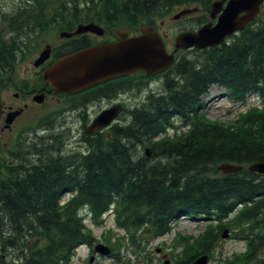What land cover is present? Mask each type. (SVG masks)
<instances>
[{
    "label": "trees",
    "instance_id": "trees-1",
    "mask_svg": "<svg viewBox=\"0 0 264 264\" xmlns=\"http://www.w3.org/2000/svg\"><path fill=\"white\" fill-rule=\"evenodd\" d=\"M36 1L39 14L50 15V0ZM79 1L74 5L85 3L87 15L106 14L108 24L206 0ZM7 21L27 37L20 31L30 22L23 11ZM8 69L1 59L0 82ZM176 71L179 77L167 94L131 110L128 122L113 126L110 137L104 133L93 140L95 151L81 159V170L68 173V160L51 136L48 146L42 139L35 143L39 154L28 155L15 175L0 183V249L6 254L15 249L10 264H69L78 244L94 242L79 209L89 205L98 225L113 204L119 226L151 238L169 232L182 213L218 222L228 218L232 225L246 226L250 253L242 263L264 264V175L248 168L228 174L216 169L225 161H264V110L252 109L230 123L209 121L202 112L203 96L213 85L230 99L245 101L253 94L264 103V20L228 43L181 60ZM178 119L189 127L185 135L162 139ZM143 145L150 146L152 157L140 154ZM66 191L77 195L61 207ZM20 246L26 247L17 250Z\"/></svg>",
    "mask_w": 264,
    "mask_h": 264
},
{
    "label": "rangeland",
    "instance_id": "rangeland-1",
    "mask_svg": "<svg viewBox=\"0 0 264 264\" xmlns=\"http://www.w3.org/2000/svg\"><path fill=\"white\" fill-rule=\"evenodd\" d=\"M60 2L65 3L68 2V0L48 1L46 7H50V11L48 12L50 15L57 12L58 8H60ZM193 5L194 4H190L189 6ZM178 9L179 8L175 7L169 14H166L165 17L156 15L152 17L155 20V25L157 26L158 30L164 34H168V44L170 48H173L177 30L187 23L191 25L196 19L202 17L204 14V12L192 13L183 18L182 22H178L172 19V15L178 12ZM19 11H23L24 16L30 19L29 26L23 27V29L20 31L24 30L28 38H31L34 45L27 44L28 48L25 49L26 52L24 53L25 56L23 59L21 61H14L9 64V70L6 75L8 79H5L4 85L7 87L6 89L10 98L14 101H17V99L13 96V94L19 89L14 87V84L17 82L20 84V87H24L26 84H28V82L32 81V72L33 69L36 68L34 61L38 57L39 52L46 48V45L57 42L59 33L62 29V25L59 27L48 25L50 21H46L43 25L45 26L43 27L45 30L33 25V21L37 19L36 16H38L39 11V4L36 0H0V53L2 56L7 58L8 63H10V60L8 59V53L13 49L12 39L18 35V31L14 32L11 30L9 23L7 22V16H14ZM96 15L98 17H103V19L99 21L108 27L109 33L113 34L112 37L117 36V30L119 29L130 30V33L134 34L139 29H141L142 26L147 24V22H145L146 19H150L134 15L132 17L133 21L123 17L120 18L119 21L109 20L107 24L106 14L100 12L96 13ZM162 21L163 24H161ZM29 42L30 41H28V43ZM18 47L21 46L17 45L15 48ZM142 80L143 78L141 76H135L133 79V81L136 83L142 82ZM164 84L165 80H161V76L150 81V85L156 87L157 89H161ZM128 92L129 94L126 95ZM139 93V89L134 88L133 90L126 91L120 97L125 99L127 107L129 108V106H135L143 102L145 97ZM248 98H250L248 106L254 104L260 106L262 104V102H260L256 96L250 95ZM248 98L246 100H248ZM203 102L204 106L202 111L205 112V117L211 121H233L239 117V112H245L246 108L248 107L245 106L244 103L237 102L236 105V103L230 101L227 97H224V94L221 93V90L216 87L213 88V90L203 98ZM19 103H21V100ZM73 103L74 100L70 102L64 98H49L46 105L40 106V104H35V106H32L30 109H28L25 112V118L30 120L32 130L35 131L40 129L41 122L44 120L40 117L47 115H51L48 118H54L56 116L62 117L64 116L65 112L73 107ZM76 116L81 120L78 114ZM180 120H177L178 123ZM61 123L63 122H60L59 120L53 122V125H55L54 131L58 134L62 133L63 130H69V128L70 132L73 129L75 130L79 128V125L68 124L69 128L63 129L67 127V124L60 126ZM178 129H171L169 131V135H175L179 132H184L186 128L184 127ZM143 151L144 149H142V152ZM207 224L208 223L203 219L181 217L173 232L162 237L161 239L153 242L150 241V243L145 244L139 243V241L132 238L129 233L125 234L124 230L115 227L112 215L109 214L105 218L104 226L93 227L92 231L95 236L94 244L92 246L82 245L78 247L72 264H111L112 257L109 255L103 256L105 254L100 255L101 253H93V261L90 259V253L93 251V247L103 242V244L108 247L112 246L113 257L117 255L118 257L122 258L123 261L128 262L129 264H138L142 262H148L149 264H177L181 260L186 259L188 256V253H186V255L181 253V246L184 244L191 245V243H193L203 233V230L206 228ZM108 228H111V230H108ZM245 250V241L233 237L229 232L227 236H224L218 240L216 248L211 255L213 256V259L208 258V262L206 264H216V260H218L217 258L220 260L225 256L236 257Z\"/></svg>",
    "mask_w": 264,
    "mask_h": 264
},
{
    "label": "water",
    "instance_id": "water-1",
    "mask_svg": "<svg viewBox=\"0 0 264 264\" xmlns=\"http://www.w3.org/2000/svg\"><path fill=\"white\" fill-rule=\"evenodd\" d=\"M262 1L230 0L216 26L207 25L196 34L184 33L178 37V45L203 47L222 41L227 34L242 29L252 20L259 11ZM219 9L220 6L216 7L215 12ZM187 12L189 11H184L182 14ZM241 12L245 14L240 16ZM84 30H93L99 34L103 32L93 23L80 28V31ZM143 31L144 34L130 37L117 44L92 46L64 56L45 72V78L58 94L73 93L111 76L137 69H145L148 73H153L169 66L174 57L167 54L159 34L151 28H143ZM122 36L125 37L126 33ZM48 56L49 51H44L37 60V64L44 62ZM119 110L120 108L115 106L104 111L95 119L91 129L109 124ZM250 168L264 173V162H257ZM100 249L105 251L104 248L100 247Z\"/></svg>",
    "mask_w": 264,
    "mask_h": 264
},
{
    "label": "flooded vegetation",
    "instance_id": "flooded-vegetation-1",
    "mask_svg": "<svg viewBox=\"0 0 264 264\" xmlns=\"http://www.w3.org/2000/svg\"><path fill=\"white\" fill-rule=\"evenodd\" d=\"M75 27L76 26L73 25L70 29H68L69 30L68 32L74 31L75 30ZM61 37H62V40L59 42L60 44H57V46H55V52L58 51V49H59L60 46H62L64 48L63 51H65V50L71 48L73 43L79 44L81 41H84V42H87L88 40L91 41V40H93L94 35L92 33H83V34L72 35V36H65V35L63 36V35H61ZM65 42H67V43L64 44ZM69 43H72V44L69 45ZM41 88H43V85L40 86V87L33 88L32 91H36V90L39 91ZM33 94H34V92H32V94H30L28 96L29 99H31V97L33 96ZM48 96H49V93H48ZM3 105H4V110L5 111H8V110H10V109L13 108L14 103H12L11 101H9V102L8 101H5L3 103ZM24 105L25 106H30V102L29 103H25ZM0 126H1V131H0L1 132V140H2V143H5V139H8V137H9V131H10V128L12 126L10 128H8L7 125H6V121H5L4 118L1 120Z\"/></svg>",
    "mask_w": 264,
    "mask_h": 264
}]
</instances>
